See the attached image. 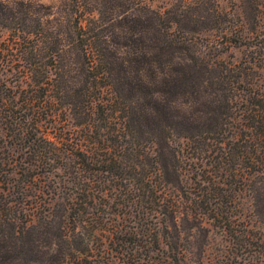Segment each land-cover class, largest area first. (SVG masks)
Segmentation results:
<instances>
[{
  "label": "trees",
  "instance_id": "trees-1",
  "mask_svg": "<svg viewBox=\"0 0 264 264\" xmlns=\"http://www.w3.org/2000/svg\"><path fill=\"white\" fill-rule=\"evenodd\" d=\"M64 1L0 0V264L90 254L98 231L119 235L94 225L97 200L111 208L114 195L144 211L122 242L145 237L151 264H186L165 239L177 192L225 231L247 196L264 218V85L209 63L191 30L142 0ZM211 139L208 177L193 159Z\"/></svg>",
  "mask_w": 264,
  "mask_h": 264
},
{
  "label": "rangeland",
  "instance_id": "rangeland-1",
  "mask_svg": "<svg viewBox=\"0 0 264 264\" xmlns=\"http://www.w3.org/2000/svg\"><path fill=\"white\" fill-rule=\"evenodd\" d=\"M142 1L178 21V27L174 28L181 30L186 27L191 30L189 38H192L199 51L209 54V63L220 62L228 67L242 65L249 82L264 85V0ZM40 2L60 10L65 5L64 0ZM213 142L211 139V150L208 152L210 158L204 161L193 159L195 163L203 165L201 169L209 170L206 174L208 177H213L212 167L218 155ZM260 185L261 183L257 184L258 189ZM177 195L183 205L175 224L165 231V239L167 243L178 242L182 246L186 264H264V218L261 216L263 203L251 196L241 200L240 206L233 210V217L237 221L232 224L230 231H225L213 225L207 217L193 213L182 193L177 192ZM54 197L53 210L64 215L63 199L58 195ZM109 200L111 208H106L103 201L97 200L94 225L98 229L104 226L117 229L119 235L109 236L108 233L98 231V242L94 243L93 251L87 255H79L72 261L68 260L66 264H151L144 260L147 255L142 247L146 243L145 237L138 236L137 239L140 240L130 250H126L122 242L123 237L127 238L126 234L133 230L136 233V228H143L144 223L140 222V218H143L144 213L140 212L144 211L141 207L132 206L129 198L124 195L118 199L114 195ZM124 202H127V206L123 205ZM162 249L167 251L163 244ZM162 255L158 251L153 253L154 257ZM154 263L158 264L156 261Z\"/></svg>",
  "mask_w": 264,
  "mask_h": 264
}]
</instances>
